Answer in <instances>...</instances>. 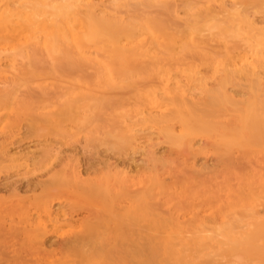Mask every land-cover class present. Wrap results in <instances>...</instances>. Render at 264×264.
Wrapping results in <instances>:
<instances>
[{
	"label": "rangeland",
	"instance_id": "374dc122",
	"mask_svg": "<svg viewBox=\"0 0 264 264\" xmlns=\"http://www.w3.org/2000/svg\"><path fill=\"white\" fill-rule=\"evenodd\" d=\"M63 7L100 24L84 50ZM0 14V264H264V0ZM167 83L186 105L150 109Z\"/></svg>",
	"mask_w": 264,
	"mask_h": 264
},
{
	"label": "bare ground",
	"instance_id": "6f19581e",
	"mask_svg": "<svg viewBox=\"0 0 264 264\" xmlns=\"http://www.w3.org/2000/svg\"><path fill=\"white\" fill-rule=\"evenodd\" d=\"M221 3V2H220ZM231 4V3H230ZM221 5V4H220ZM226 6V5H225ZM41 8V7H40ZM228 10V9H227ZM26 12V11H24ZM27 14V13H26ZM52 14V13H51ZM0 26L2 24V22L4 21L3 18V14H0ZM59 15L63 18V23L60 25L59 27V33H55L54 35L56 37H58L59 35L63 37V39L65 41H67L68 43L71 44H76L79 50H84V44L91 42L94 38V36L96 35V33H98V28H99V23L97 20H95L94 18H90L86 23H81L79 20H77V18H75V16L72 14V12L66 10V8H61ZM225 17V16H224ZM51 18V17H50ZM150 19V18H149ZM39 21V20H38ZM145 21V20H144ZM228 21V20H227ZM151 22V21H150ZM154 22V21H153ZM130 23V22H129ZM256 24V23H255ZM254 24V25H255ZM30 25V24H29ZM28 25V29L29 26ZM81 25V26H80ZM247 25V24H246ZM2 27V26H1ZM0 27V28H1ZM85 27V30H83L82 28ZM149 30V27H148ZM27 31V30H26ZM29 33V32H27ZM148 33V32H147ZM3 34L4 35V31L0 30V35ZM158 34V33H157ZM163 34V33H162ZM20 41V40H19ZM135 41V40H134ZM145 41V40H144ZM213 41V40H212ZM216 41V40H215ZM231 41V40H230ZM143 42V41H142ZM147 42V41H146ZM46 44H48L45 41ZM144 43V42H143ZM224 43V42H223ZM135 44V43H134ZM144 45V44H143ZM4 57V56H3ZM14 58V56H13ZM18 58V57H17ZM21 58V57H19ZM105 68H106V72H107V78H108V84L110 85V87H116L118 85V80L116 77V70L114 68V64L110 63V62H105ZM244 64L249 65L254 71L256 70L257 66L255 65L254 62L249 60V57H246L244 59ZM208 67V66H207ZM209 68V67H208ZM156 73V72H155ZM189 75V74H187ZM194 75V74H193ZM191 76V74H190ZM222 83V82H221ZM178 93L174 96L172 90L169 88V84H166L165 87V94L166 97L169 99L167 102L164 101H160V99L158 98V96L154 95L153 93L148 94V97L146 99L147 104L149 105L150 109H153L155 111H164L166 110L168 107L173 106L176 110H181V108L184 107V105H186V99H185V92H183L182 89H178L177 90ZM192 116V115H191ZM192 118V117H191ZM193 121V118L191 119ZM196 120V119H195ZM198 120V118H197ZM191 121V122H192ZM193 125L195 126L196 124H199L193 121ZM9 125V124H8ZM7 125V126H8ZM197 127V126H196ZM140 131V130H139ZM187 134V133H186ZM131 137V136H130ZM180 142V141H179ZM185 142V141H184ZM182 144V143H181ZM186 144V143H185ZM184 145V144H183ZM185 146V145H184ZM189 146V145H188ZM190 147V146H189ZM188 147V148H189ZM191 148V147H190ZM236 148V147H234ZM247 169V168H245ZM122 174V173H121ZM133 179V177H132ZM94 187V186H93ZM98 190V189H97ZM122 191V190H121ZM141 191V190H140ZM48 196V195H47ZM103 196V195H102ZM145 199V198H144ZM116 200V199H113ZM114 203V202H113ZM263 204V203H262ZM46 213L49 214V216L51 215L50 209H46ZM41 227L46 228V224L44 222H40L39 223ZM260 233L264 235V224H262L260 226ZM58 234V233H57ZM60 234V233H59ZM62 235V233H61ZM49 260V259H48ZM47 260V261H48ZM50 262V261H49Z\"/></svg>",
	"mask_w": 264,
	"mask_h": 264
}]
</instances>
